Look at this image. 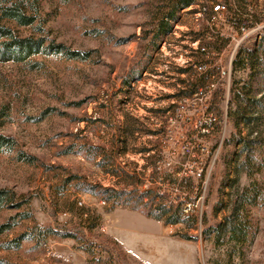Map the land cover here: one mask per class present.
I'll return each instance as SVG.
<instances>
[{
  "label": "rangeland",
  "instance_id": "obj_1",
  "mask_svg": "<svg viewBox=\"0 0 264 264\" xmlns=\"http://www.w3.org/2000/svg\"><path fill=\"white\" fill-rule=\"evenodd\" d=\"M245 1L255 13L239 47H264V0ZM160 2L43 0L49 40L88 51L90 57L38 55L32 58L37 62L33 66L0 62V133L16 141L11 152H0V188L26 200L19 209L0 210V224L15 222L0 234V264H229L228 245L216 244L204 229L223 218L226 208L215 213L221 198L225 203L231 199L221 195L220 186L241 146L228 141L237 135L248 137L250 129L245 124L237 127L228 114L235 109L230 104L231 86L235 76L247 80L249 70L234 73L230 60L239 47L235 49L227 24L218 23L225 37H204L211 0L183 9L173 31L153 44ZM19 32L33 34L31 28L20 27ZM195 33L201 34L199 44H211L209 55L196 50ZM200 61H208L212 70L226 71L207 100L225 140L221 146L215 143L221 132L212 138L215 152L208 162L201 232L192 217L181 215L176 223L155 218L143 201L139 178L161 142L168 110H175L190 84L201 78L193 66ZM132 74L135 79L127 85ZM256 81L263 89L260 97L264 73L256 75ZM254 126L264 139V114ZM94 151L99 155L92 157ZM254 176L264 186V166ZM249 181L240 170L239 185ZM21 214L30 216L24 219ZM253 217L255 238L244 261L234 256L232 264H264V203L253 209ZM34 226L78 230L98 247L92 253L84 240L51 235L42 242L27 240L20 248H5Z\"/></svg>",
  "mask_w": 264,
  "mask_h": 264
},
{
  "label": "trees",
  "instance_id": "obj_2",
  "mask_svg": "<svg viewBox=\"0 0 264 264\" xmlns=\"http://www.w3.org/2000/svg\"><path fill=\"white\" fill-rule=\"evenodd\" d=\"M43 0H0V62L32 63L37 64L32 58L38 55L59 56L67 60H86L90 57L88 51L72 50L62 43H55L49 40L46 35V18L42 13ZM199 0H161L155 13V29L152 38L153 44L165 34L173 31L174 23L179 20V15L183 9L198 4ZM227 5L232 20L237 27L244 20L254 19V13L248 10L245 0H223ZM256 18V17H255ZM31 28L30 35H22L19 28ZM34 34H37L34 36ZM194 40L201 39L200 35ZM210 47V43L206 44ZM261 70H258L259 67ZM264 47L261 45H241L233 61L234 73L249 70L247 80L243 78H233L231 86V110L228 112L235 125H247L249 129L248 137L235 136L228 143L241 146L240 150L233 155V166H228L220 186V193L223 196L230 195L228 203L221 201L215 205V213L227 209L224 216L217 223L204 229L207 236L213 237V241L218 245H228L227 254L229 264L233 263L234 256H238L242 261L245 258L246 249L253 242L256 234L253 209L264 203L263 183L254 175L262 171L264 166V139L258 137L255 124H259L264 114V95L258 97L263 91L256 87V75L262 76L264 71ZM140 73L135 74L139 76ZM133 74L126 80L127 85L130 79H135ZM208 78H196L190 84V90L184 95H191L199 87L207 82ZM220 91V89H219ZM218 91V92H219ZM217 109V107H216ZM255 137L249 138V136ZM16 146V141L11 136L0 133V152H11ZM263 148V149H262ZM92 157L99 155L94 151L90 153ZM104 157L110 160V156L104 153ZM245 170L250 181L244 186L239 185V172ZM234 172L238 173L234 178H230ZM231 188L230 191H226ZM88 190L94 192V186L88 185ZM109 192V189H106ZM26 204V200L15 199V194L7 188H0V210L11 207L21 208ZM226 206V207H225ZM23 218H28L29 214H21ZM181 215L175 213L168 218L169 222H179ZM15 222H5L0 224V234L9 231ZM79 231L54 229L51 226H34L17 236L6 244L5 248L17 249L21 247L23 241L37 240L42 242L48 236L59 235L64 238H74L85 241V249L94 252L98 245L84 239Z\"/></svg>",
  "mask_w": 264,
  "mask_h": 264
},
{
  "label": "built area",
  "instance_id": "obj_3",
  "mask_svg": "<svg viewBox=\"0 0 264 264\" xmlns=\"http://www.w3.org/2000/svg\"><path fill=\"white\" fill-rule=\"evenodd\" d=\"M207 21L206 39L225 37L226 31L218 25L222 21L232 30L230 37L236 41V49L246 37L251 19L244 20L237 27L223 0H211ZM194 42L201 55L210 54L207 45L199 44L200 39ZM232 62L231 58L230 64ZM193 66L201 78L206 76L208 80L193 94L181 96V103L175 110H168L169 114L162 123L161 142L154 150L152 162L141 167L144 172L139 173V178L143 201L155 218L166 222L177 212L192 217L197 226L200 225L201 232L208 162L215 152L212 138L216 132H221L215 143L221 146L225 140L223 126L207 100L215 93L226 71L208 68V61L193 62Z\"/></svg>",
  "mask_w": 264,
  "mask_h": 264
}]
</instances>
